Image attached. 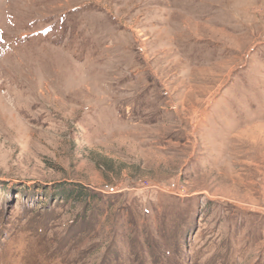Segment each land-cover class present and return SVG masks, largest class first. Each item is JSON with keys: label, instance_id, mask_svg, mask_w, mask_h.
I'll return each instance as SVG.
<instances>
[{"label": "rangeland", "instance_id": "obj_1", "mask_svg": "<svg viewBox=\"0 0 264 264\" xmlns=\"http://www.w3.org/2000/svg\"><path fill=\"white\" fill-rule=\"evenodd\" d=\"M0 82V264H264V0H0Z\"/></svg>", "mask_w": 264, "mask_h": 264}, {"label": "trees", "instance_id": "obj_2", "mask_svg": "<svg viewBox=\"0 0 264 264\" xmlns=\"http://www.w3.org/2000/svg\"><path fill=\"white\" fill-rule=\"evenodd\" d=\"M51 192L54 200L63 201L65 204L70 203L71 205L82 203L85 208L91 204L89 201L87 191L77 185H58L55 186Z\"/></svg>", "mask_w": 264, "mask_h": 264}, {"label": "bare ground", "instance_id": "obj_3", "mask_svg": "<svg viewBox=\"0 0 264 264\" xmlns=\"http://www.w3.org/2000/svg\"><path fill=\"white\" fill-rule=\"evenodd\" d=\"M1 83V82H0ZM4 83V82H3ZM13 123V122H12Z\"/></svg>", "mask_w": 264, "mask_h": 264}]
</instances>
